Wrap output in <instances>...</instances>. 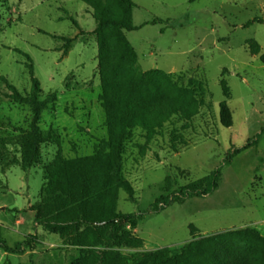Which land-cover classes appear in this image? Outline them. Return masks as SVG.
Instances as JSON below:
<instances>
[{
    "label": "rangeland",
    "instance_id": "rangeland-1",
    "mask_svg": "<svg viewBox=\"0 0 264 264\" xmlns=\"http://www.w3.org/2000/svg\"><path fill=\"white\" fill-rule=\"evenodd\" d=\"M132 1L126 11L137 29L125 34L137 53L138 69L183 74L185 84L190 78L204 80L208 92L206 105L192 119L175 116L152 134L133 130L123 155V173L135 200L120 190L116 210L142 213L161 195L220 167L222 180L207 196L143 214L135 227L120 223L123 244L94 249L120 251L123 264H135L145 250L181 253L186 243L209 235L246 229L264 235V22L251 23L256 18L264 21V0ZM0 13V76L20 91H30L29 60L16 49L28 53L43 97H58L42 113L40 126L60 135V143L42 145L41 161L24 170L17 137L30 127L32 112L6 98L8 89L0 81V138L8 141L0 157V240L10 246L30 240L23 244V253L0 248V264H83L88 248L36 224L33 206L41 201L45 168L58 154L92 155L109 138L100 101L94 9L83 0H7ZM68 38L74 41L66 46ZM125 76H132L126 65L112 72L114 80ZM223 101L232 111L230 127L221 121ZM249 139L258 143L227 164L229 150L243 147ZM233 235L217 244L240 250L246 243ZM247 258L257 261L252 252Z\"/></svg>",
    "mask_w": 264,
    "mask_h": 264
},
{
    "label": "trees",
    "instance_id": "trees-1",
    "mask_svg": "<svg viewBox=\"0 0 264 264\" xmlns=\"http://www.w3.org/2000/svg\"><path fill=\"white\" fill-rule=\"evenodd\" d=\"M6 1L0 0V7ZM83 1L94 9L97 21L94 32L102 83L100 101L106 114L109 138L104 139L103 146H97L92 155L66 158L58 154L55 157L45 168L46 181L41 191V201L33 206L36 212L34 220L49 232L60 234L71 244L88 248L83 264H123L121 252L109 250L123 244L125 237L119 233L120 223L131 222L135 227L143 214L158 213L174 203L185 202L189 197L213 193L220 187L222 167L175 192L161 195L142 213L116 210L120 190L135 200L134 189L123 173V155L133 130L142 128L152 134L164 128L175 116L192 119L206 105L208 88L207 83L200 79L190 78L185 84L183 74L143 72L138 69L137 53L125 34L137 29L127 13L134 5L132 0ZM254 21L264 22L256 18L251 23ZM73 41L74 38H68L66 46ZM16 50L29 60L26 66L31 74V90L20 91L5 76H0V81L8 89L4 93L6 98L28 106L32 112L30 127L22 129L17 137V143L21 146L20 165L24 170H29L41 161L42 145L60 143L56 129L43 130L40 126L42 113L55 104L58 97L56 93L43 97L41 82L35 76L30 55L21 49ZM252 53L257 54L258 50H252ZM262 60L264 62V56ZM122 65L129 67L132 76L114 80L113 70ZM220 107L222 123L226 127L232 126L233 115L227 101H223ZM257 143V139H249L243 147H232L225 162L231 164L238 154ZM7 144L6 138H0V157H3ZM232 233L239 241L246 243L240 250L228 243L217 244ZM30 238L35 240V237ZM29 242H17L10 246L0 240V248L7 253H23V244ZM100 245L109 249H94ZM215 249H219L220 254L217 255ZM181 251L172 254L168 248L145 250L135 264H264V235L256 229L209 235L186 243ZM251 252L256 262L247 258Z\"/></svg>",
    "mask_w": 264,
    "mask_h": 264
}]
</instances>
